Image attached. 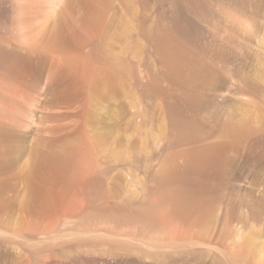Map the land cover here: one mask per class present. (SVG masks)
<instances>
[{"label": "rangeland", "instance_id": "obj_1", "mask_svg": "<svg viewBox=\"0 0 264 264\" xmlns=\"http://www.w3.org/2000/svg\"><path fill=\"white\" fill-rule=\"evenodd\" d=\"M235 129L264 145V0H0V264H182V172Z\"/></svg>", "mask_w": 264, "mask_h": 264}, {"label": "bare ground", "instance_id": "obj_2", "mask_svg": "<svg viewBox=\"0 0 264 264\" xmlns=\"http://www.w3.org/2000/svg\"><path fill=\"white\" fill-rule=\"evenodd\" d=\"M235 130L180 175V237L191 249L182 264H264V145L240 143ZM73 156L80 170L93 162L88 149ZM75 196L84 203L82 188Z\"/></svg>", "mask_w": 264, "mask_h": 264}]
</instances>
